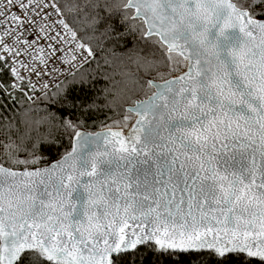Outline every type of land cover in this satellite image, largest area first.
<instances>
[{
    "label": "snow or ice",
    "instance_id": "1",
    "mask_svg": "<svg viewBox=\"0 0 264 264\" xmlns=\"http://www.w3.org/2000/svg\"><path fill=\"white\" fill-rule=\"evenodd\" d=\"M0 264H264V0H0Z\"/></svg>",
    "mask_w": 264,
    "mask_h": 264
},
{
    "label": "trees",
    "instance_id": "2",
    "mask_svg": "<svg viewBox=\"0 0 264 264\" xmlns=\"http://www.w3.org/2000/svg\"><path fill=\"white\" fill-rule=\"evenodd\" d=\"M137 39H139V37H137ZM153 39H155V38H153ZM133 47H135V52L132 54V59L127 60L126 66H123V67L117 69V72L127 71L133 75L144 76L143 69L140 68L135 63L136 56L146 57L148 59H154L155 57L151 56L150 53L153 49H157L158 46L155 44H152L151 42L145 43L143 40H140L139 43L135 44V45L133 42L130 41L128 48H133ZM110 71H111V69H110ZM155 75L156 74L153 73L150 76H144V78L145 79H153V78H155ZM114 79L119 81L122 79V77L119 74H117V75H115ZM157 80H158V78H157ZM146 93H150V90H145V91L136 92L134 94H130V98H125L124 103H123V108H126L127 106L133 104V102L138 100V99L145 98ZM123 108L121 109V111L123 110ZM109 114L111 115V113H109ZM109 123H111V121H109ZM97 130H101L99 126L88 129V131H93V132L97 131ZM21 158H24L23 155L21 156Z\"/></svg>",
    "mask_w": 264,
    "mask_h": 264
},
{
    "label": "water",
    "instance_id": "3",
    "mask_svg": "<svg viewBox=\"0 0 264 264\" xmlns=\"http://www.w3.org/2000/svg\"><path fill=\"white\" fill-rule=\"evenodd\" d=\"M157 82H160V81H157ZM145 99V98H144ZM143 100V99H142ZM140 101V100H139ZM127 107H134V104L133 105H129V106H127ZM126 107V108H127ZM134 120H135V117H134ZM134 120H133V122H134ZM97 131H100V130H97ZM125 134H127V130H125Z\"/></svg>",
    "mask_w": 264,
    "mask_h": 264
},
{
    "label": "rangeland",
    "instance_id": "4",
    "mask_svg": "<svg viewBox=\"0 0 264 264\" xmlns=\"http://www.w3.org/2000/svg\"><path fill=\"white\" fill-rule=\"evenodd\" d=\"M158 81V80H157ZM146 98V97H145ZM142 99H144V98H141V99H138V100H136V101H139V100H142ZM134 104V103H133ZM133 104H131V105H133ZM133 120H134V117H133ZM133 122V121H132Z\"/></svg>",
    "mask_w": 264,
    "mask_h": 264
}]
</instances>
